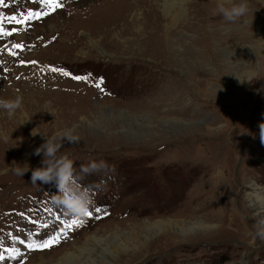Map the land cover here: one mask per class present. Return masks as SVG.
I'll return each mask as SVG.
<instances>
[{
  "label": "rangeland",
  "instance_id": "obj_1",
  "mask_svg": "<svg viewBox=\"0 0 264 264\" xmlns=\"http://www.w3.org/2000/svg\"><path fill=\"white\" fill-rule=\"evenodd\" d=\"M57 2L0 5V98H23L0 115V264H53L88 237L90 259L69 264H264L248 202L264 194V0L234 22L217 0ZM66 129L77 171L106 164L81 174L91 216L30 182L40 134ZM200 221L213 227L185 228Z\"/></svg>",
  "mask_w": 264,
  "mask_h": 264
},
{
  "label": "clouds",
  "instance_id": "obj_2",
  "mask_svg": "<svg viewBox=\"0 0 264 264\" xmlns=\"http://www.w3.org/2000/svg\"><path fill=\"white\" fill-rule=\"evenodd\" d=\"M215 12H218L224 20L234 22L248 12V0H238V2L217 0ZM22 108L21 96H16L14 99L0 98V115H6L11 119ZM259 127L260 140L264 144V123ZM40 135L44 138V142L34 149L32 155L41 156V166L31 170V184L38 186L37 181L41 184H53L57 191L51 196L52 203L61 207L69 216H85L94 201L91 193L80 183L83 178L81 174L87 175L104 169L105 162L90 161L87 165H80L77 171L74 167V159L61 151L65 141L69 144L77 141L78 137L73 134V130L66 129L52 136ZM12 170L21 177L29 171H24L23 166L19 165L14 166Z\"/></svg>",
  "mask_w": 264,
  "mask_h": 264
},
{
  "label": "bare ground",
  "instance_id": "obj_3",
  "mask_svg": "<svg viewBox=\"0 0 264 264\" xmlns=\"http://www.w3.org/2000/svg\"><path fill=\"white\" fill-rule=\"evenodd\" d=\"M173 8H175V7L171 6L170 8H166L165 12L167 11V9H172V11H170V12H173L174 11ZM165 42H167V40ZM248 202H249V207L254 211L253 215L255 217L259 218L260 216L264 215V194H262L261 191H259L258 188H253L252 189L251 194H249ZM169 225H171V224H169ZM153 226H156L158 228L160 227V229L166 227L165 224L163 225L161 222L158 223V224H154ZM172 226L176 227L177 225L174 224ZM183 226H185V225H183ZM194 226H201V227H204V228L213 227L210 224L209 225H205L203 222L200 221L199 223L196 222V224H193V223L192 224H188V225L185 226V228L192 229V228H194ZM260 230L263 232L262 234H264V226H261ZM160 231H162V230H160ZM164 233L166 234L167 232L165 231ZM98 241L99 240L97 238H95V237L86 238L83 241L81 246L73 248V250L71 252H69V253L66 252L64 254V256H62V258L59 261H57V262H55L53 264H69L70 262H74L75 260H77L80 256H82V258H83L86 255H87L86 258H88L87 260H89L90 259L89 252L92 253V251H93V249L91 250L90 248L94 244H99ZM92 263H94V260H92ZM83 264H85V263H83ZM94 264H96V263H94Z\"/></svg>",
  "mask_w": 264,
  "mask_h": 264
},
{
  "label": "snow or ice",
  "instance_id": "obj_4",
  "mask_svg": "<svg viewBox=\"0 0 264 264\" xmlns=\"http://www.w3.org/2000/svg\"><path fill=\"white\" fill-rule=\"evenodd\" d=\"M3 2H4V0H0V5H2ZM44 2L49 3L53 7V9L59 8V7L62 6V5H60L57 2V0H44ZM28 15H29V17H31L32 15H35V16L39 17L41 14L40 13H32V12H29ZM10 19H15V17H12ZM5 34L10 35L11 33H4L3 28H0V35H5ZM15 47L20 48L22 46L21 45H15ZM32 63H35V62L33 61ZM64 74L67 75V73H64ZM75 79L79 80L81 78L80 77H75ZM85 216H91V212L88 211L85 214ZM80 223H81L80 221L73 220L72 221V224L68 225V227H72L73 225L78 226ZM55 239H58V238H54V239H50L48 241H45V243L43 245H41V247H48V246H50L52 243H54ZM21 243H23V241H21ZM28 247H32V246L31 245H28ZM3 259H4L3 255H0V260H3ZM21 264H22V262H21Z\"/></svg>",
  "mask_w": 264,
  "mask_h": 264
}]
</instances>
